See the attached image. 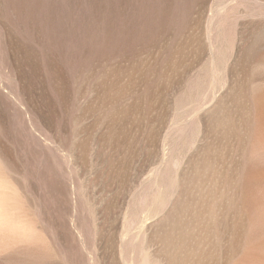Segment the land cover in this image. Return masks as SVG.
<instances>
[{
    "label": "rangeland",
    "instance_id": "1",
    "mask_svg": "<svg viewBox=\"0 0 264 264\" xmlns=\"http://www.w3.org/2000/svg\"><path fill=\"white\" fill-rule=\"evenodd\" d=\"M0 264H264V0H0Z\"/></svg>",
    "mask_w": 264,
    "mask_h": 264
},
{
    "label": "bare ground",
    "instance_id": "2",
    "mask_svg": "<svg viewBox=\"0 0 264 264\" xmlns=\"http://www.w3.org/2000/svg\"><path fill=\"white\" fill-rule=\"evenodd\" d=\"M5 210V209H4Z\"/></svg>",
    "mask_w": 264,
    "mask_h": 264
}]
</instances>
